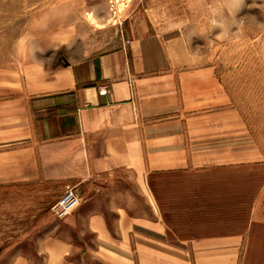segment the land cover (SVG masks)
Wrapping results in <instances>:
<instances>
[{
  "label": "rangeland",
  "instance_id": "rangeland-1",
  "mask_svg": "<svg viewBox=\"0 0 264 264\" xmlns=\"http://www.w3.org/2000/svg\"><path fill=\"white\" fill-rule=\"evenodd\" d=\"M212 12L227 22L224 32L210 26ZM117 49L127 51L126 72L105 59L98 69L110 72L95 75L125 77L126 136L88 155H77L81 142L55 144L43 179L29 154L9 164L10 151L31 144L7 137L14 108L28 112V75ZM4 162L0 264L49 237L69 240L71 257L87 264H125L132 233L137 259L189 258L190 240L236 235L264 186V0H0ZM99 219L110 241L97 234ZM157 237L169 248L148 254L142 246Z\"/></svg>",
  "mask_w": 264,
  "mask_h": 264
},
{
  "label": "crops",
  "instance_id": "crops-1",
  "mask_svg": "<svg viewBox=\"0 0 264 264\" xmlns=\"http://www.w3.org/2000/svg\"><path fill=\"white\" fill-rule=\"evenodd\" d=\"M127 58L125 49H117L114 53L99 59L93 58L75 67H57L45 69L41 66L28 75L24 81L25 93L27 95L24 109L14 108L13 121L9 128L12 131L7 137H28L31 144L28 148H17L10 151L9 164L16 153L30 155L28 160L33 162L31 171L35 170L36 178H47L52 166L55 144L64 143L68 140L71 144L81 142L82 145L76 151L77 155L96 153V145H110L114 140L112 135L120 133L126 136L124 130L126 113L129 111V91L125 77L122 79L105 80L101 71L109 73V70L98 69L105 59L121 60V66L114 61V69L120 73L126 72L127 66L124 60ZM120 63V62H119ZM86 73H90L86 77ZM101 94L100 91L105 90ZM20 106V105H18ZM26 112V113H25ZM28 116V119L25 117ZM120 129H123L120 131ZM10 135V136H9ZM61 153V151H57ZM74 154L75 151H72ZM6 155L8 154L5 151ZM4 159H8L4 157ZM21 163L26 164V158L19 157ZM29 163V162H27ZM32 163V162H31ZM0 168H9L4 162ZM37 184V180L33 182ZM102 213L94 217L101 218ZM98 233L102 235L103 241H110L104 237L108 235L106 228L97 220ZM96 228V227H95ZM137 228V227H136ZM144 228V227H143ZM134 226L127 227L126 233L133 232ZM142 235L146 234L144 229ZM147 238H150L147 235ZM108 239V240H107ZM142 246L143 249L151 251L150 247L160 249L169 248L161 237H157L155 245ZM176 247L178 244H175ZM181 248V246H179ZM71 244L69 240L45 238L39 245L34 247L29 255L18 254L12 258L10 264H87L84 260L71 257ZM134 236L133 233L125 243V264H264V186L255 195L251 205L247 222L243 229L236 235H220L217 237H206L199 240H190L188 243L189 258L182 255L175 258L157 256H144L134 258ZM155 255V254H153ZM110 259H104L103 264H109ZM103 262V261H102Z\"/></svg>",
  "mask_w": 264,
  "mask_h": 264
},
{
  "label": "clouds",
  "instance_id": "clouds-1",
  "mask_svg": "<svg viewBox=\"0 0 264 264\" xmlns=\"http://www.w3.org/2000/svg\"><path fill=\"white\" fill-rule=\"evenodd\" d=\"M85 15L87 17L90 16L91 13H86ZM209 24L213 29L219 28L221 32H224L228 27L227 22L222 19H217L214 12L210 13ZM25 42V38L21 37L19 43L23 45Z\"/></svg>",
  "mask_w": 264,
  "mask_h": 264
},
{
  "label": "built area",
  "instance_id": "built-area-1",
  "mask_svg": "<svg viewBox=\"0 0 264 264\" xmlns=\"http://www.w3.org/2000/svg\"><path fill=\"white\" fill-rule=\"evenodd\" d=\"M113 1H116V0H113ZM100 93L102 94H104L105 93V91L104 90H102V91H100ZM70 197V196H69ZM61 203L63 204L64 203V201H61ZM63 205H67V203H65V204H63Z\"/></svg>",
  "mask_w": 264,
  "mask_h": 264
}]
</instances>
